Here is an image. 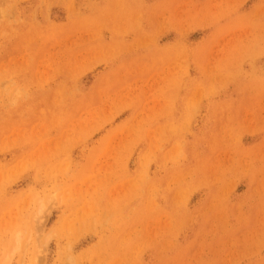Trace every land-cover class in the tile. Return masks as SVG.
I'll return each instance as SVG.
<instances>
[{"label":"rangeland","instance_id":"obj_1","mask_svg":"<svg viewBox=\"0 0 264 264\" xmlns=\"http://www.w3.org/2000/svg\"><path fill=\"white\" fill-rule=\"evenodd\" d=\"M0 264H264V0H0Z\"/></svg>","mask_w":264,"mask_h":264}]
</instances>
